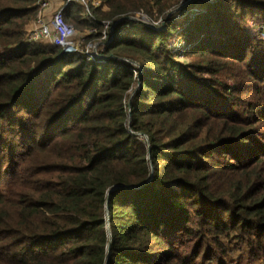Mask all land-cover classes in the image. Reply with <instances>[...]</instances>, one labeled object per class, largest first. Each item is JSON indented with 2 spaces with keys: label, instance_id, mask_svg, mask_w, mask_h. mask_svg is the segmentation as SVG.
Segmentation results:
<instances>
[{
  "label": "trees",
  "instance_id": "16d2710c",
  "mask_svg": "<svg viewBox=\"0 0 264 264\" xmlns=\"http://www.w3.org/2000/svg\"><path fill=\"white\" fill-rule=\"evenodd\" d=\"M35 1L0 0V264H264V0L69 3L99 63L25 43Z\"/></svg>",
  "mask_w": 264,
  "mask_h": 264
},
{
  "label": "built area",
  "instance_id": "2783aa9c",
  "mask_svg": "<svg viewBox=\"0 0 264 264\" xmlns=\"http://www.w3.org/2000/svg\"><path fill=\"white\" fill-rule=\"evenodd\" d=\"M69 3L81 6L83 8V15H90V7H99L101 5L100 0H65V2H63L64 7ZM35 5L38 7L39 11L34 21V27L25 35V43H48L52 46L61 48L62 52H80L87 62L92 63H99L105 58L104 55L95 48L103 40L106 42L111 41V35L105 31L109 28L108 24H103L105 30L101 33L99 43L87 45L82 48V42L76 40L73 26L63 18V8L53 12L50 16H46L45 11L50 7V0H36ZM93 32H95V30H91L89 33ZM261 35L264 39V34Z\"/></svg>",
  "mask_w": 264,
  "mask_h": 264
},
{
  "label": "rangeland",
  "instance_id": "374dc122",
  "mask_svg": "<svg viewBox=\"0 0 264 264\" xmlns=\"http://www.w3.org/2000/svg\"><path fill=\"white\" fill-rule=\"evenodd\" d=\"M63 2H65V0ZM191 14H193V13H191ZM129 19H131L132 21H136V22H143V23H145V24H147V25H149V26H151L153 28H159L160 27V21L159 22H155V23H153L151 21H147L146 18L142 14H137L135 17L129 18ZM74 30H75V34H76V36H75L76 37V40H78L80 42H83V39L85 37V35H84L85 33L84 32H80V31H77L76 29H74ZM257 32H258V34L260 36H262L261 34H263L262 33L263 31L261 30V27L260 26L257 28ZM173 43L175 44V48H174V51L176 53L175 56L179 59V61L181 63H186L188 60L185 57H183V55L179 51L184 46V42L181 39L180 40L178 39V41L175 40ZM95 49L97 50V47ZM236 256H237L236 254L233 255L232 256L233 259H235Z\"/></svg>",
  "mask_w": 264,
  "mask_h": 264
},
{
  "label": "crops",
  "instance_id": "0c3cea01",
  "mask_svg": "<svg viewBox=\"0 0 264 264\" xmlns=\"http://www.w3.org/2000/svg\"><path fill=\"white\" fill-rule=\"evenodd\" d=\"M63 1L64 0H50V7H49V9H47L45 11V15L46 16H50L53 12L57 11L58 9H60V8H63L64 9L66 6L64 7ZM63 9H62V11H63ZM33 27H34V22H32L29 25L27 32L30 29H32Z\"/></svg>",
  "mask_w": 264,
  "mask_h": 264
},
{
  "label": "water",
  "instance_id": "95a60500",
  "mask_svg": "<svg viewBox=\"0 0 264 264\" xmlns=\"http://www.w3.org/2000/svg\"><path fill=\"white\" fill-rule=\"evenodd\" d=\"M191 0H188L187 2H185V4H187V3H189ZM210 1H212V0H210ZM183 6V5H182ZM181 8V7H180ZM62 53H66V52H62ZM116 189V187L115 188H112V189H110L109 190V192L107 193V197L109 196V194L112 192V191H114ZM106 210V214H107V212H108V209L106 208L105 209ZM107 229H108V226L106 227ZM107 249H109V246H108V248Z\"/></svg>",
  "mask_w": 264,
  "mask_h": 264
}]
</instances>
